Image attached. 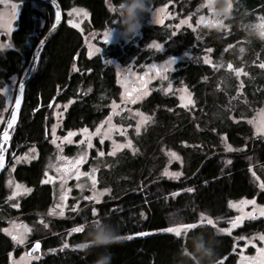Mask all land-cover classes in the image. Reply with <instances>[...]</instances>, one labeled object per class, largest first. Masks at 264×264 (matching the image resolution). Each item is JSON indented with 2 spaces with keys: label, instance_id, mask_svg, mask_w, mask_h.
I'll list each match as a JSON object with an SVG mask.
<instances>
[{
  "label": "trees",
  "instance_id": "16d2710c",
  "mask_svg": "<svg viewBox=\"0 0 264 264\" xmlns=\"http://www.w3.org/2000/svg\"><path fill=\"white\" fill-rule=\"evenodd\" d=\"M14 1L20 2L21 10L12 32V47L0 50V88L15 75L21 81L35 47L55 21V9L50 3ZM57 1L64 21L44 46L25 86L9 149L16 152L31 145L39 148V158L18 166L14 173L33 191L22 200L20 208L7 206L1 178L0 218L28 214L24 218L32 219L44 215L51 206L52 186L42 178L46 156L53 148L48 134L52 109L57 102L72 101L63 120V131L95 128L121 93L115 69L104 60L105 56L122 64L136 58L142 64L190 52L177 62L171 77L190 88L194 106L184 108L175 95L155 88L137 104L150 116V121L141 133L133 136L136 151H121L108 168L100 171V185L110 188V193L95 206L97 215L101 227L116 226L119 241L106 247L72 248L89 241L85 227L79 233L66 235L64 232L70 226H97L92 222L94 207H90L75 220L50 219L55 233L38 236L42 238V247H60L64 243L69 247L32 264H183L178 248L185 237L191 245L201 230L217 237V264H238L234 236L251 235L264 226V221L248 220L232 234L219 233L213 225H197L181 237L161 231L180 224H195L202 215L230 217L234 214L230 200L258 196L264 203V192H259L250 170L254 163H264V140L255 141L253 127L246 121L264 103V69L250 67L241 93L237 91L238 79L233 74L227 75L225 69L227 62L233 60L229 47L241 40H250L254 50L264 57V47L245 28L255 12H264V0H236V8L228 20L229 31L197 32L184 28L173 34L167 25L150 23L149 14H145L137 42L110 45L94 56L88 55L84 33L67 23L65 12L74 6L88 9L91 29L101 31L116 25L118 17L110 10L109 2L117 7L119 0ZM198 1L152 0L151 7L177 5L178 11L186 15L198 6ZM153 40L163 43L164 49L147 48ZM206 48L212 49V62L204 61ZM224 76L226 83L219 85ZM3 106L4 97L0 94V111ZM227 143L236 149H226ZM168 151L181 156L180 163L172 164V168L183 173L178 179L163 175L169 161ZM189 188L191 192L187 191ZM135 190L140 192L132 193ZM4 224L0 222V264H8L11 253H20L12 237L2 230Z\"/></svg>",
  "mask_w": 264,
  "mask_h": 264
},
{
  "label": "rangeland",
  "instance_id": "374dc122",
  "mask_svg": "<svg viewBox=\"0 0 264 264\" xmlns=\"http://www.w3.org/2000/svg\"><path fill=\"white\" fill-rule=\"evenodd\" d=\"M198 3V6L186 15L178 11L176 8L177 5L172 7L171 4H165L151 7L154 15L149 14V22L167 25L171 28L173 34L178 33L184 28H190L197 32L202 29L230 30L228 20L234 13L236 0H200ZM221 3L223 7H221ZM109 7L113 9L112 11L116 12V7L110 2ZM73 9H83L87 15H78L76 12H73ZM20 10V2L0 0V50L4 51L12 47V32L16 28ZM65 14L67 23L72 26L75 25L74 27H77L84 33L85 46L90 56L103 53L104 48L110 45H124L129 42H137V37L142 34L140 29L136 37L131 40H124L114 32L106 41L104 33L112 27L101 31L91 29L88 9L74 6L68 9ZM157 14L159 15L160 22H156ZM245 28L264 47V12H255L253 19L248 21ZM154 42L160 45L159 49L149 47ZM6 45H11V47H6ZM146 47L154 51L164 49L163 43L156 40L151 41ZM96 48H99L100 51L96 52ZM211 52V48H206V52L203 54L204 61L205 59L208 62L213 61ZM229 52L233 60L227 62L225 69L227 75L233 74L238 79L239 86L237 91L241 93L245 85L244 80L247 79L246 76L250 75V67H260L261 64H264V57L260 51L257 52V50H254L250 40H241L231 45ZM190 54V52H187L178 57H168L162 61L152 60L142 64L138 63L136 58L128 64H122L114 57L105 56L104 60L115 69L121 93L118 101L111 102L109 114L95 128L84 127L63 131V120L72 101L65 103L57 102L54 105L48 129L49 142L53 148L46 156L42 178L44 183H49L52 186L53 201L51 206L44 212V215L41 214V216H36L32 219L14 218V220L3 225L2 230L7 235L11 237L12 235L17 236V240L14 241L17 250L20 249L19 255H16L15 252L10 254L8 264H32L50 253L65 250L69 247H64L65 244L68 245V243H64L60 247H42L41 252L28 253L34 242L38 240L42 242V238L38 236L44 233H50L52 235L55 233L52 229L50 219L72 215V213L80 209L83 202L89 201V199H85L86 197L96 196L97 198L91 199V201L93 203H101L110 193V188L101 187L100 185V171L103 168H108L112 159L121 151L126 149L136 151L133 136L134 134L141 133L150 121V116L137 107V104L155 88H160L167 94L175 95L179 99L180 106L184 108L190 109L194 106V97L190 88L183 82L176 83L171 77V72L175 70L177 62ZM225 77H222L219 85L226 83ZM19 82L20 79L15 75L9 83L0 88V94L4 97V106L0 111V133L15 101ZM246 121L252 125L254 135H264V133L258 131L264 128V103L254 111L251 117H247ZM53 125H55L54 133ZM137 127H139V131H137ZM70 132L74 133V135L69 137L68 134ZM89 139L91 146L88 143ZM225 146L230 151L236 149L228 143ZM173 153H175V156L172 155ZM168 154L169 161L163 173L167 171L168 173H180V175L176 178L163 175L164 177L178 179L183 173L178 168H172V164L174 162L180 163L181 156L174 151H168ZM39 155L40 151L37 145H31L21 151H16L12 156V162L6 166L2 174L4 201L8 204L7 206L20 208L22 200L33 191V187L18 180L14 173L18 166L30 164L37 160ZM176 157H179V159H176ZM250 170L259 192H264V188L260 187L261 184H264V163H254L250 166ZM93 179L95 180V188L92 186ZM18 185L20 187H17ZM29 189L30 191H27ZM105 189H108V191L105 192ZM245 201H254V204L245 203ZM57 205L63 208L64 214L62 216L58 214L49 215L50 209L59 213L60 208ZM229 206L234 211V214L230 217L212 218L206 215L202 216L212 219L213 226L217 228L219 233L223 234H232L233 231L248 220L264 221V215L260 214L261 210L264 209V203L259 200L258 196L230 200ZM94 208L98 212L97 208ZM70 210L73 212L69 213ZM17 215L20 214L12 217ZM79 225L81 224H73L64 233L69 236L73 233L71 231L72 228ZM195 225L208 224L202 222L200 218V221L195 223ZM220 229H229V231L223 232ZM161 232L165 231L163 230ZM182 235H184L183 230ZM260 235H264V226L251 235L234 236L235 249L239 254L238 264H264V256L258 252V249L264 248V241L259 240ZM20 238H23V243L18 242ZM81 244L87 247L90 245V242ZM77 245L80 244L72 245L73 247H71L82 249L77 247Z\"/></svg>",
  "mask_w": 264,
  "mask_h": 264
},
{
  "label": "clouds",
  "instance_id": "9594fccd",
  "mask_svg": "<svg viewBox=\"0 0 264 264\" xmlns=\"http://www.w3.org/2000/svg\"><path fill=\"white\" fill-rule=\"evenodd\" d=\"M152 0H119L115 9L118 17L115 27L110 28V36L115 32L124 40H131L136 37L143 27L145 14H152ZM221 7L223 4L221 3ZM87 239L90 246L106 247L119 241L116 226L104 228L101 226L92 227L86 224ZM198 238L191 245L185 237L182 246L177 253L183 264H217L218 240L214 234L203 230L197 231Z\"/></svg>",
  "mask_w": 264,
  "mask_h": 264
},
{
  "label": "water",
  "instance_id": "95a60500",
  "mask_svg": "<svg viewBox=\"0 0 264 264\" xmlns=\"http://www.w3.org/2000/svg\"><path fill=\"white\" fill-rule=\"evenodd\" d=\"M34 1L46 2V3L52 4L54 6L55 13H56L57 10H59V12L61 14V18H60V21L59 22H57L56 21V18H55L54 23L56 24V27L54 29L51 27V29L41 39V40H44L45 43L44 44H40V41H41L40 40L39 43H38V45L35 47L34 52H33V55L31 57V60H30V63H29V66H28V68H27L24 76L22 77L21 81L19 82V85H18V88H17V92H16L15 101H14L13 106H12L10 112H9V115L7 117V120L5 122V125H4V127H3V129H2V131L0 133V137H2L5 128H8L9 123H11V127L8 128V139H7V141H5L2 144H0V147H3L4 148L3 164H2V166H0V181H1L2 174H3L6 166L9 164V161H8L7 156H8V152H9L10 146H11V141H12L13 134L15 132V128H16V126L18 124V121H19V115H20V111H21V108H22V105H23V101H24L25 86H26L27 82L32 77V75H33V73L35 71V68H36V65H37L39 56H40L41 51L43 50L44 46L46 45V43L48 42V40L51 39L58 32V30L60 29V27L62 26L63 21H64L63 11H62V8H61V6H60V4L58 3L57 0H56L55 4L52 3V0H34ZM21 84L23 85V88L22 89L20 87ZM17 97H19V102L18 103H17V99H16ZM13 111L15 112V118L14 119L12 118ZM256 140H264V135L257 136L256 139H255V141ZM138 192H140V191L135 190L132 193H138ZM108 202H110V201H108ZM92 204L99 205L101 203H92ZM92 204L86 205L85 207L81 208L78 211L77 215L75 217L71 218V219L70 218H58V220H62V221L75 220V218L80 213H82L83 211H85ZM27 215L28 214H25L23 216H27ZM12 220H14V218H9V219L0 218V222H6V223H8V222H10ZM37 242L40 244V248L37 251H35V252H41L42 251V242L38 240V241L34 242V244L29 249V251H28L29 254L35 253V252H33V246Z\"/></svg>",
  "mask_w": 264,
  "mask_h": 264
},
{
  "label": "snow or ice",
  "instance_id": "6c2138e0",
  "mask_svg": "<svg viewBox=\"0 0 264 264\" xmlns=\"http://www.w3.org/2000/svg\"><path fill=\"white\" fill-rule=\"evenodd\" d=\"M55 2H56V0H52V3H53V4H55ZM13 7H15V6H13ZM110 10H113V9H110ZM73 12H76L78 15H79V14H83V15H85V16L87 15V13H86L83 9H80V10L73 9ZM55 18H56V21H57V22L60 21L61 14H60L59 10L56 11V13H55ZM69 22L71 23V21H69ZM156 22H160V18H159V15H158V14H157V17H156ZM74 26H75V25H74ZM51 27L54 29V28L56 27V24L53 23V24L51 25ZM109 37H110V30H106L105 33H104V38H105V40L107 41V39H108ZM44 43H45L44 40H41V41H40V44H44ZM6 47H11V45H6ZM90 47H91V46H90ZM149 47H155V48L159 49V48H160V45H159V44H156V43L154 42L153 44L149 45ZM95 51H96V52H99L100 49H99V48H96ZM209 51H210V50H209ZM170 62H171V61H170ZM207 62H208L207 59H205V63H207ZM260 67H261V68H264V64H261ZM20 87H21V89H22V88H23V85L21 84ZM16 99H17V103H18V102H19V97H17ZM12 118H13V119L15 118V112H14V111H13V114H12ZM10 127H11V123H9V125H8V128H10ZM8 128H5L2 137H0V144H2L3 142L7 141V139H8ZM97 131H99V129H97ZM137 131H139V127H137ZM258 131H260L261 133H264V128L259 129ZM54 132H55V125H53V133H54ZM72 135H74V133H71V132H70V133L68 134L69 137L72 136ZM65 139H67V137H65ZM101 142H103V141L101 140ZM88 143H89V146H91V141H90V139H89ZM129 146H130V142H129ZM101 155H103V153H101ZM172 155L175 156V153H173ZM3 157H4V148H3V147H0V166H2V164H3ZM176 159H179V157H176ZM163 174H164V175H169V176H171V177H173V178H176V177H178V176L180 175V173H168L167 171H165ZM92 186H93V188H95V180H94V179H93V185H92ZM17 187H20V186L18 185ZM260 187H261V188H264V184H261ZM27 191H30V189L27 190ZM104 191L107 192L108 189H105ZM187 191L191 192L192 189L189 188V189H187ZM13 194L15 195V193H13ZM96 198H97L96 196H93V197H86L85 199H89V200H91V199H96ZM245 203H253V204H254V201H245ZM230 206H232V205L230 204ZM57 207L60 208L59 213H56L54 210L50 209V210H49V215H57V214H58V215H61V216H62V215L64 214V212H63V208L60 207L59 205H57ZM73 211H75V209H73ZM91 212H92L93 217H95V218L92 220V222L95 223V224L99 227V226H100V219H99L100 217L97 215L96 209L93 208V209L91 210ZM260 214H261V215H264V209L261 210ZM237 219H239V218H237ZM201 220H202V222H206L208 225H213V220L210 219V218H207V217L202 216V217H201ZM196 226H197V225H195V224H180V225H178L177 227H169V228H166V229H164V231L167 232V233H172V234H174L176 237H181V235H182V230H183V234H184L185 236H187L188 230L195 229ZM233 226H235V225L233 224ZM84 227H85V225H84V224H81V225H79V226H77V227L72 228L71 231H72L73 233H79V232L83 231ZM25 230H27V229H25ZM5 231H7V230H5ZM220 231L228 232L229 229H220ZM9 234L11 235V233H9ZM12 239H13V240H17V236H16V235H12ZM259 240L264 241V235H260V236H259ZM18 242H19V243H23V238H20V239L18 240ZM67 246H68L67 244L64 245V247H67ZM77 247H79V248H84V247H86V245H84V244H80V245H77ZM39 248H40V244L37 242V243L33 246V252L37 251ZM258 252L261 253L262 256H264V248L258 249Z\"/></svg>",
  "mask_w": 264,
  "mask_h": 264
},
{
  "label": "flooded vegetation",
  "instance_id": "af4514ba",
  "mask_svg": "<svg viewBox=\"0 0 264 264\" xmlns=\"http://www.w3.org/2000/svg\"><path fill=\"white\" fill-rule=\"evenodd\" d=\"M14 153H15V152H13L12 150H9V152H8V155H9V156H7V158H8L9 164L12 162V156L14 155ZM87 202H88V203H87L86 205H89V204H92V203H93L91 200H89V201H87ZM86 205H83V203H82V205L80 206V209L83 208V207H85ZM95 206H97V205L92 204L90 207L92 208V207H95ZM90 207H89V208H90ZM80 209H79V210H80ZM79 210H77V211L74 212L75 215H73V216L68 215V216H65V217H63V218H70V219H71V218H73V217H75V216L77 215V213H78ZM72 212H73V211H71V210L69 211V213H72ZM80 214H81V213H80ZM80 214H79V215H80ZM23 215H25V214H20V215H17V216H15V217H16V218H24L25 216H23ZM79 215H78V216H79ZM78 216H77V217H78ZM77 217H76V218H77ZM76 218H75V219H76ZM56 219H57V218H55V220H56ZM52 220H53V219H52ZM67 221H68V220H67ZM5 223H6V222H5Z\"/></svg>",
  "mask_w": 264,
  "mask_h": 264
}]
</instances>
